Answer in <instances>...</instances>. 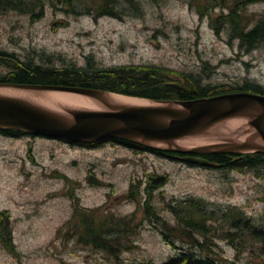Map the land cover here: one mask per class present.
I'll return each mask as SVG.
<instances>
[{
    "label": "rangeland",
    "instance_id": "rangeland-1",
    "mask_svg": "<svg viewBox=\"0 0 264 264\" xmlns=\"http://www.w3.org/2000/svg\"><path fill=\"white\" fill-rule=\"evenodd\" d=\"M83 1L95 7V0ZM217 1L121 0V17L95 18L72 13L59 1L41 0L37 16L0 10V50L44 66L82 67L90 61L96 66L156 65L169 69L161 75L166 81L185 84L182 75L187 74L217 90L246 82L264 88V43L246 51L224 24L218 32L217 24L230 12L232 1L213 6ZM241 13L243 22L248 19L254 25L264 15V0ZM8 74L0 58V77ZM153 173L168 175L164 186L152 193L151 203L160 215L183 229L175 213L179 203L192 202L184 205L190 212L183 216L202 207L206 236L180 233L176 247L165 241L143 212L149 198L147 175ZM91 174L105 185L89 183ZM133 184L137 187L132 192L139 188L138 200L130 199ZM175 205L174 213L170 206ZM84 208L97 220L109 214H136L137 232L121 240L127 239L128 248L113 254L82 242L77 231ZM4 211L3 226L8 222L14 249L0 241V264H156L189 249L191 241L197 254L208 253L216 264H264V249L249 234L260 227L264 231V176L253 170L192 165L110 142L86 147L0 132V212Z\"/></svg>",
    "mask_w": 264,
    "mask_h": 264
},
{
    "label": "trees",
    "instance_id": "trees-1",
    "mask_svg": "<svg viewBox=\"0 0 264 264\" xmlns=\"http://www.w3.org/2000/svg\"><path fill=\"white\" fill-rule=\"evenodd\" d=\"M53 3L61 2L64 6L69 7L72 13L75 14H92L95 18L108 15L112 17H121L122 11L120 10L121 0H95V7H92L89 2L83 0H50ZM134 0H127L132 3ZM216 0H210L214 3ZM229 0H219L216 5H226ZM232 6L230 12L225 15L223 22L217 24V31L227 27L232 39H238L241 48L246 51L255 49L258 45L264 43V15L257 19L254 25H251L249 20L243 22L241 11H245L246 7L261 0H231ZM41 0H0V10H18L22 13H30L32 16H37L36 9ZM198 3H201L198 1ZM204 8L198 6V11L201 16H204ZM219 22V21H218ZM0 58L2 63L9 69V74L0 77V82H15L25 84H53L64 86H79L96 88L115 93L125 94L128 97L144 100H167V99H196L210 95H217L229 92L249 91L264 94V88L260 84L246 82L239 87H233L232 90H217L218 88L212 87L209 84H203L199 78H193L191 75H182L185 84L166 81L162 78V74L169 69H164L156 65H120V66H96L93 62H89L87 66H77L76 64H69L63 67L57 66H44L36 63L33 59L29 62L18 60L14 53L0 50ZM162 78V79H161ZM140 97V98H139ZM0 132L6 135L19 137L22 130L16 129H0ZM11 133V134H10ZM114 143L125 145L129 148L136 150H150L154 153L163 155L165 157H173L174 155H183L175 151H159L141 144L135 143L130 140L109 137L99 140L94 143H80L88 147H97L105 143ZM76 143V142H71ZM203 158L213 161L217 167L236 170H253L258 176H264V152H251V153H231V152H213L200 155ZM168 181L167 174H148L146 194L149 196L148 201L145 202L143 212L145 217L158 229L163 235L165 241L173 247L175 239L180 237V233L189 235L194 231L206 236L208 234L205 220L207 217L201 211L200 206H196L191 210L190 217L184 218L183 213H189L190 209H184V205L191 204L192 202H185L187 204L179 203V213L176 212L177 205L170 206L171 210L175 213L177 220L185 228L181 229L175 224H171L169 220L164 219L158 212L156 206L151 203L152 193L164 186ZM134 184L131 185L130 199L138 200L139 188L136 192H132ZM83 213L80 214L81 220L79 223L82 225L77 233L81 241L86 244H92L101 250H108L113 254L124 248H128L124 242H121L122 237L129 232H137L140 223L136 222V214L125 217H117L114 214H109L105 218L97 220L96 216L90 209H82ZM90 212V214H89ZM6 212H0V241L6 248L11 250L13 247V236L9 229L8 222L3 226L5 221ZM241 217V216H240ZM239 217V218H240ZM75 219L77 215L75 214ZM242 220V217L240 218ZM249 222L247 219L246 223ZM255 229L257 227H250L247 229ZM248 230V231H249ZM253 240L260 243V248L264 249V231L260 227L259 230L255 229L254 232L249 233ZM194 244V241L188 242ZM198 245L202 243L198 242ZM192 246L189 249L182 250L178 254L172 255L165 261L156 264H216L215 260L207 256H201L193 250ZM222 264V263H221Z\"/></svg>",
    "mask_w": 264,
    "mask_h": 264
},
{
    "label": "water",
    "instance_id": "water-1",
    "mask_svg": "<svg viewBox=\"0 0 264 264\" xmlns=\"http://www.w3.org/2000/svg\"><path fill=\"white\" fill-rule=\"evenodd\" d=\"M10 88L33 94L81 95L98 101L104 110L68 107L57 111L29 97L9 93L6 89ZM111 94L117 93L79 86L0 82V129L23 130L76 143L118 137L155 150L186 154L183 158L186 162L204 167L216 164L196 154L264 152V94L238 91L191 100L148 99L146 103L119 104ZM229 120L241 121L244 130L237 133L243 134L244 139L214 131L220 123ZM198 138L210 141L193 147L182 144L184 140ZM88 181L105 185L95 174L89 175Z\"/></svg>",
    "mask_w": 264,
    "mask_h": 264
},
{
    "label": "bare ground",
    "instance_id": "bare-ground-1",
    "mask_svg": "<svg viewBox=\"0 0 264 264\" xmlns=\"http://www.w3.org/2000/svg\"><path fill=\"white\" fill-rule=\"evenodd\" d=\"M6 90H8L9 93L17 94L18 96L21 95V96L29 97L33 101L41 105L47 106L51 109L57 110V111H63L64 109L68 107L104 110L103 109L104 107L101 104L97 103L98 101H95L94 99L91 100L90 98L84 97L81 95H78L79 97H76L72 93H68V94H71L70 96H72V97H68L65 95L67 94L66 92H46V93H40V94H33L32 92H29V91L17 90V89H12V88L6 89ZM53 93H56V94H53ZM110 97L113 100H115L114 102H117L118 104L123 103V102H135V103L149 102V100L138 99V98L118 95V94H111ZM216 129L220 132L229 133L231 136H236L235 139L237 140H242L245 138L243 134L237 133V130H244V127L242 126V123L240 120H231V121L229 120L226 122H222L217 127H215L214 131ZM25 133H28L29 136H32V137L41 136L33 132H25ZM41 137H44V136H41ZM49 139H54V140H58L62 142L63 141L68 142L67 140L61 137H49ZM208 141H210V139H204V138L187 139V140L182 141V144L185 147H190L193 145L203 144ZM73 144H77V143H73ZM239 154H242V153H239Z\"/></svg>",
    "mask_w": 264,
    "mask_h": 264
},
{
    "label": "flooded vegetation",
    "instance_id": "flooded-vegetation-1",
    "mask_svg": "<svg viewBox=\"0 0 264 264\" xmlns=\"http://www.w3.org/2000/svg\"><path fill=\"white\" fill-rule=\"evenodd\" d=\"M3 134L6 135L5 133H3ZM7 136L12 137V138H21V137H24V136L32 137V136H29L28 133H22L21 135H19V137H14V136L9 135V134H7ZM173 157L181 159L182 157H184V155H174Z\"/></svg>",
    "mask_w": 264,
    "mask_h": 264
}]
</instances>
